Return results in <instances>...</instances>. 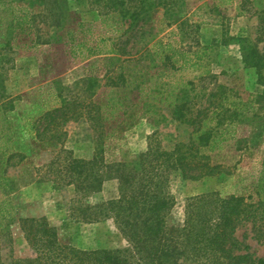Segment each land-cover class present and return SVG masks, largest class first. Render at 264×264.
Wrapping results in <instances>:
<instances>
[{"label":"rangeland","instance_id":"1","mask_svg":"<svg viewBox=\"0 0 264 264\" xmlns=\"http://www.w3.org/2000/svg\"><path fill=\"white\" fill-rule=\"evenodd\" d=\"M217 4V0H184L183 5L169 12L161 8L150 11V20L143 25L145 32L152 33L158 26L163 27L157 37L186 53L189 62L175 72L174 78L193 83L191 93L195 94L199 107L207 104L211 91L217 95L228 93L229 100L238 101L245 100L251 92L264 90L256 82L254 69L243 67L240 50L241 45L253 43L264 54V12L253 6V0ZM23 16L21 27H16L12 18ZM57 19L72 31L75 41L85 39L88 45L127 40L126 51L135 54L148 41L137 30L126 28L127 23H119L117 14L106 13L101 4L90 0H0V74L6 99L12 100L14 106L4 115L13 123V148L27 156L22 163L6 170V185L0 189V201L4 199L11 212L5 221L6 235L0 245L5 259L32 254L19 228L21 217H45L55 227L62 244L81 249L127 246L111 218L85 217L87 204L102 203L116 196L115 179L105 180L100 191L79 198L74 187L64 184L57 174L59 161L66 158L62 153L55 162L59 146L35 143V150L30 153L24 145L27 134L22 113L34 109L36 94L43 96L40 101L47 98V90L62 91L66 98L83 96L87 82L92 79L96 98L106 82L105 72L97 65L96 58L73 59L67 52L69 44H63L67 37L55 38ZM195 53L199 54L198 58ZM262 104L253 110H242L240 118L216 127L218 134L222 130L221 146L215 144L213 150L202 149L212 162L225 167L224 172L199 180L171 177L169 192L175 203L170 224L182 223L186 199L198 194L252 195L256 201L255 193L260 190L264 199ZM65 130L67 135L62 146L72 152L71 158H91L95 140L90 123L83 119L71 120ZM189 130L187 125L172 120L169 109L156 105L153 112L141 106L130 125L105 144L103 155L110 161L132 159L146 148L152 133L163 142H173L186 140ZM261 214L260 223L244 221L235 231L241 253H249L254 259L264 257V238L257 237L259 228L264 232V203Z\"/></svg>","mask_w":264,"mask_h":264},{"label":"trees","instance_id":"2","mask_svg":"<svg viewBox=\"0 0 264 264\" xmlns=\"http://www.w3.org/2000/svg\"><path fill=\"white\" fill-rule=\"evenodd\" d=\"M217 1L218 6L231 0ZM90 2L101 4L106 13L117 14L119 23H127L126 28L137 30L148 41L135 54L126 51L127 40L88 45L85 39L75 41L72 31L57 19L55 38L67 37L63 44H69L67 52L73 59L96 58L97 65L105 72L106 82L96 98L92 79L87 82L83 96L66 98L62 91L47 90V98L40 101L43 96L36 94L34 98L39 103L35 101L33 110L22 113L27 134L24 145L30 153L35 150V143L59 146L55 162L62 153L66 158L59 161L57 174L64 184L74 187L79 198L100 191L105 180L115 179L116 196L102 203L87 204L85 217L111 218L127 246L81 249L62 244L55 227L45 217H21L19 228L32 254L5 259L0 248V264H264V257L254 259L249 253H241V243L235 237L240 223H260L264 203L260 190L255 193L256 201L252 195L222 197L217 192L188 197L182 223L175 226L169 222L175 203L169 192L171 177L199 180L224 172L225 167L212 162L202 149L213 150L215 144L221 146L222 130L218 134L215 128L227 120L231 123L234 118H240L242 110L263 105L264 90L251 92L245 100L238 101L229 100L228 93L217 95L211 91L207 104L197 106L196 96L191 93L193 83L174 78L175 72L189 62L186 53L157 37L163 27L158 26L154 33L143 29L150 20V11L161 8L169 12L183 5L184 0ZM253 6L264 12V0H253ZM12 20L16 27H21L25 16ZM240 50L243 67L254 69L257 84L264 88V54L253 43L241 45ZM195 56L198 58L199 54ZM6 96L0 74V189L6 185V170L27 157L25 152L13 148V123L4 114L14 106ZM52 101L55 105H51ZM156 105L169 109L172 120L188 126L186 140L163 142L152 133L146 148L134 158L106 160L105 144L130 125L141 106L154 112ZM237 105V109L232 108ZM81 119L89 122L94 132L95 150L89 159L71 158L72 152L62 146L67 135L65 125ZM0 202L1 245L7 229L5 221L11 212L4 199ZM257 231V237L263 239L264 232L260 228Z\"/></svg>","mask_w":264,"mask_h":264}]
</instances>
